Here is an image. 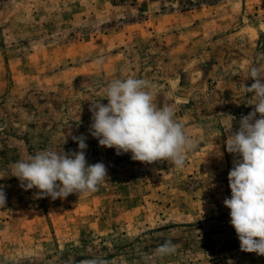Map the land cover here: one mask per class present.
Here are the masks:
<instances>
[{"label": "rangeland", "instance_id": "rangeland-1", "mask_svg": "<svg viewBox=\"0 0 264 264\" xmlns=\"http://www.w3.org/2000/svg\"><path fill=\"white\" fill-rule=\"evenodd\" d=\"M253 67H264V0H0V170L76 151L84 134L88 164L108 173L55 200L0 179V264H264L240 250L223 203L225 141L254 108ZM127 77L148 81L197 142L183 167L133 161L89 134L91 103ZM166 240L175 251L158 255Z\"/></svg>", "mask_w": 264, "mask_h": 264}, {"label": "clouds", "instance_id": "clouds-1", "mask_svg": "<svg viewBox=\"0 0 264 264\" xmlns=\"http://www.w3.org/2000/svg\"><path fill=\"white\" fill-rule=\"evenodd\" d=\"M252 111L239 119L233 131L232 117L225 141L226 151L233 155V167L228 173L230 198L224 206L230 209V224L240 242V250L264 256V67L250 69ZM156 91L144 79L114 78L104 88L107 104L92 102L89 134L100 146L115 149L116 155L131 153L133 161L152 164L168 161L183 167L186 155L196 141L190 138L184 126L175 118L172 105L158 106ZM78 150L45 148L29 153L15 161L0 179L14 176L25 190L37 189L38 198L63 199L70 194L96 191L97 185L108 178L102 162L88 164V147L84 134L73 136ZM59 182V183H57ZM6 204V195L0 190V207ZM175 244L166 240L156 248L164 256L175 251Z\"/></svg>", "mask_w": 264, "mask_h": 264}]
</instances>
